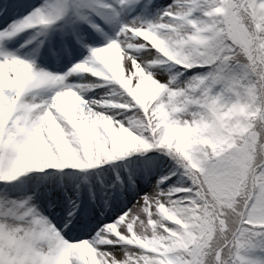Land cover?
Segmentation results:
<instances>
[{
    "label": "snow or ice",
    "instance_id": "1",
    "mask_svg": "<svg viewBox=\"0 0 264 264\" xmlns=\"http://www.w3.org/2000/svg\"><path fill=\"white\" fill-rule=\"evenodd\" d=\"M0 264H264V0H0Z\"/></svg>",
    "mask_w": 264,
    "mask_h": 264
}]
</instances>
